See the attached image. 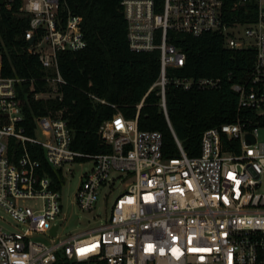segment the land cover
<instances>
[{
	"label": "built area",
	"instance_id": "2783aa9c",
	"mask_svg": "<svg viewBox=\"0 0 264 264\" xmlns=\"http://www.w3.org/2000/svg\"><path fill=\"white\" fill-rule=\"evenodd\" d=\"M254 1L255 17L244 23L236 15L226 19L224 8L234 10L249 0H162L159 10L154 0L120 1L129 47L159 51V76L151 88L159 87L164 112L168 83L183 90L219 85L218 78L167 74L185 62V52L169 41V30L192 36L215 32L230 49L254 48L247 79L231 88L238 94V110H264V0ZM13 2L4 0L2 6L11 8ZM18 11L29 18L27 49L51 73L41 78L46 90L34 97L61 99L65 81L57 54L86 46L81 17L67 0H21ZM23 80L0 75V206L14 221L11 230L0 226V264H54L58 258L86 264H264V193L258 191L264 140L257 137L264 127L238 115L234 122L205 129L195 156L174 136L179 154L165 158L162 133L138 127L139 103L134 118L116 111L99 126L110 152L86 153L71 147V130L60 114L36 116L34 134L25 132L16 91ZM34 145L45 164L29 149ZM84 160L90 167L75 193L80 210H91L99 191L114 188L117 179L123 191L99 223L63 234L57 222L63 169Z\"/></svg>",
	"mask_w": 264,
	"mask_h": 264
},
{
	"label": "trees",
	"instance_id": "16d2710c",
	"mask_svg": "<svg viewBox=\"0 0 264 264\" xmlns=\"http://www.w3.org/2000/svg\"><path fill=\"white\" fill-rule=\"evenodd\" d=\"M120 1L67 0L72 11L81 17L86 46L57 54L59 73L65 81L60 87L61 99L34 97L35 92L46 90L47 83L41 78L51 73H46L37 55L27 49L29 42L24 38V30L29 18L19 14L21 0H14L11 8L0 7V75L25 79L16 83V91L23 114L21 124L27 134H34L36 116L60 114L71 130L73 149L110 152L111 147L98 134L99 126L116 111L127 119L134 118L141 103L138 127L160 131L162 154L169 158L179 154L174 136L188 156H195L205 129L234 122L238 115L248 117L252 126L264 127V110H238V94L231 88L233 83L247 79L255 49H230L223 36L215 32L192 36L168 31L169 41L185 52V62L180 68H168L167 74L218 78L219 85L183 90L168 83L164 112L159 87L151 88L159 76V51H135L129 47ZM154 1L159 10L162 0ZM245 6L248 14L244 13ZM245 6L234 10L225 6L226 19L236 15L240 22L252 21L255 1L249 0ZM29 149L45 164L40 147L34 145ZM54 264L86 263L58 258Z\"/></svg>",
	"mask_w": 264,
	"mask_h": 264
},
{
	"label": "rangeland",
	"instance_id": "374dc122",
	"mask_svg": "<svg viewBox=\"0 0 264 264\" xmlns=\"http://www.w3.org/2000/svg\"><path fill=\"white\" fill-rule=\"evenodd\" d=\"M257 137L260 141L264 140V129H259ZM89 167L90 161L88 160L74 161L64 166L63 176L66 177V181L60 189L62 209L57 221L61 224V228L63 227V234L78 232L99 223L109 213L114 199L123 191V184L117 179L114 188H103L99 191L98 200L91 210H80L75 203V193L81 181V174ZM111 173L117 176L118 172L111 171ZM261 181L258 191L264 193V173L261 176ZM26 204L34 205V201H26ZM36 205L40 207V201H37ZM76 218L79 219L78 223H75ZM13 225V219L0 206V226L3 229L11 230Z\"/></svg>",
	"mask_w": 264,
	"mask_h": 264
},
{
	"label": "water",
	"instance_id": "95a60500",
	"mask_svg": "<svg viewBox=\"0 0 264 264\" xmlns=\"http://www.w3.org/2000/svg\"><path fill=\"white\" fill-rule=\"evenodd\" d=\"M3 4H4V0H0V6H2ZM55 230H56V226H53V228L51 229L53 234L55 233Z\"/></svg>",
	"mask_w": 264,
	"mask_h": 264
}]
</instances>
